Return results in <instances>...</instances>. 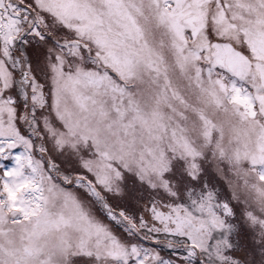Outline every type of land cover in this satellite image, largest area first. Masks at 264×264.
Here are the masks:
<instances>
[{"label":"snow or ice","instance_id":"6c2138e0","mask_svg":"<svg viewBox=\"0 0 264 264\" xmlns=\"http://www.w3.org/2000/svg\"><path fill=\"white\" fill-rule=\"evenodd\" d=\"M229 114L255 152L225 151ZM89 141L62 171L53 151ZM176 157L193 181L210 158L230 191L242 168L264 182V0H0V264H264V244L228 252L231 203L178 187ZM124 170L155 190L138 216L108 198Z\"/></svg>","mask_w":264,"mask_h":264},{"label":"rangeland","instance_id":"374dc122","mask_svg":"<svg viewBox=\"0 0 264 264\" xmlns=\"http://www.w3.org/2000/svg\"><path fill=\"white\" fill-rule=\"evenodd\" d=\"M53 159L58 166L66 174H72L81 171V156L92 157L94 155V146L89 141L87 145L81 146L80 154L78 155L75 149L66 147L65 149H57L53 151ZM203 171L198 180L193 181L185 171V161L182 158L176 157L172 163V169L169 176L176 182L180 188L189 185L201 186L208 184L217 190V195L222 201H228L233 208V214L226 216V222L232 225L230 233H226L227 238L233 245L228 249V252L233 255L243 253L250 244H264V226L253 225L246 215L248 205L243 199H232V193L224 181L213 170L211 159L203 162ZM123 192L108 193L110 202L119 208L126 209L134 216H138L144 211V205L147 201L155 196V190L151 189L147 184L140 181L135 172L124 170L123 179L120 181ZM102 215V214H100ZM222 235H225L222 233ZM256 254L264 256V250L257 247ZM252 254L249 253L248 264H251ZM71 264H97L95 256L86 254L72 255L70 258ZM193 264H199L194 261Z\"/></svg>","mask_w":264,"mask_h":264},{"label":"clouds","instance_id":"9594fccd","mask_svg":"<svg viewBox=\"0 0 264 264\" xmlns=\"http://www.w3.org/2000/svg\"><path fill=\"white\" fill-rule=\"evenodd\" d=\"M219 123L222 124L224 130L223 147L226 152L231 153L233 148L236 147L235 138L237 135L241 137L246 144V150L249 152L256 151V139L259 128L252 121L242 123L234 115H227L220 118ZM242 151L245 150L241 146ZM213 170L224 179V164L218 160H211ZM241 175L248 183L245 185L234 177H229L231 183V191L236 193L240 199L247 200L250 204L257 207H264V182L258 181L255 174L251 169L242 168Z\"/></svg>","mask_w":264,"mask_h":264}]
</instances>
